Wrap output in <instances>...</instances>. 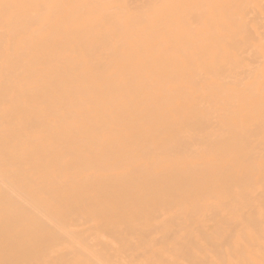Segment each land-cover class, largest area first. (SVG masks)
Here are the masks:
<instances>
[{"label": "bare ground", "instance_id": "bare-ground-1", "mask_svg": "<svg viewBox=\"0 0 264 264\" xmlns=\"http://www.w3.org/2000/svg\"><path fill=\"white\" fill-rule=\"evenodd\" d=\"M0 264H264V0H0Z\"/></svg>", "mask_w": 264, "mask_h": 264}]
</instances>
